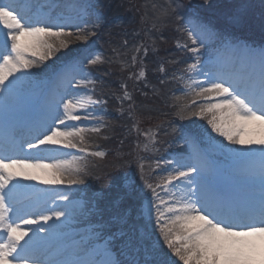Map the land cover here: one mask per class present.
Masks as SVG:
<instances>
[{
    "label": "rangeland",
    "instance_id": "374dc122",
    "mask_svg": "<svg viewBox=\"0 0 264 264\" xmlns=\"http://www.w3.org/2000/svg\"><path fill=\"white\" fill-rule=\"evenodd\" d=\"M90 1L91 0H84L83 4L86 6V4ZM2 3L4 2H0V105L4 107V109L0 110V113L2 112L3 115H7L8 113L14 111L16 108L15 105L19 100H22L21 94L23 93L19 92L15 86H9L6 81L16 80L13 75L15 64L25 56L23 52L24 48H27L29 54L32 53L37 56H45L46 58L64 55L66 53L65 46H69V44L76 45L79 38L82 39L83 35L78 30L79 26L74 25V23L82 24V21L84 20L85 24L86 17L83 18V16H80L77 20L64 21V19H71L70 17L74 15V13L77 14L76 11L67 5L64 6V9H58L54 12V19L49 18V15L36 16L29 15V13L21 19H14L12 18L13 15L10 14L7 9L2 8ZM252 4H255V2L251 3L249 6ZM47 16L48 18H46ZM28 17H30L29 20L23 24L20 23ZM41 17H44L46 22L36 26V21L38 24L41 23ZM57 17L61 18L57 19ZM11 20H15L17 23L15 25L6 23ZM239 24L243 25L245 23L241 22ZM60 29H68L71 31L69 35L56 36L59 34L57 32H59ZM18 31L21 33L19 34ZM7 45L11 46V48L7 49ZM5 47L8 51L2 52V48ZM260 47L262 48V46ZM236 50L237 52H242L243 47L239 44L236 46ZM90 54H93L90 55V58H94V53L90 52ZM246 55L248 56V52ZM250 58L252 60L251 67H264L263 48L262 50L257 49L254 51V55L251 54ZM94 63H100L99 58L95 59ZM212 66L214 65L209 63L204 66L198 65L197 68L200 72L205 74ZM99 67L100 65L93 66L95 72L98 75L105 73L104 70L103 72H99ZM11 76L12 78L10 79ZM202 77L204 78L203 84L208 86L210 90L211 87L216 86L213 80H206L207 77L204 75ZM55 85L52 86L48 92L44 91L38 93L40 96L44 94L48 96V109L46 111L40 107L43 102V98L41 99L39 96L38 98H35L36 102L30 105L35 108V111L20 117L21 119H25V121H27L25 124L34 131L33 135H41L44 131L47 132L48 129L50 131L52 128L54 129L52 132H48L40 136L36 143H33L32 150L24 154V158L17 163L8 164V169L6 170L7 172H4L3 170L2 174H0L1 181L12 180L13 186L16 189L18 188V185H26L28 178L23 173L27 170L29 171L27 172L28 174H41L43 177L42 182L57 183V181H64L68 172L71 173V176L74 178L83 179L81 174L73 172V170H76L77 168L78 159L63 162L55 166H52L51 164L67 158L70 154V151L59 148L55 144H70L68 142L69 140H72L75 137L79 138L80 136V133L78 132L80 129L77 130V132H74L76 126L78 125L77 118H74L73 112L65 111V108L79 111V109L88 105L89 100L84 92L76 90L77 87L72 86L71 83L57 89V86ZM219 91H221L223 96H221L222 98H218V104H215L212 107L217 115L216 120L218 123V129L227 133L232 140H235L236 138L239 144L243 143L245 139H249V142L247 143H251V152L255 151L254 158L259 157L260 159L253 165H249L247 158L238 162L229 163L227 169L229 176L231 177L233 173L241 174L243 176L242 179H246V183H248L247 189L250 191H257L263 186V184L256 183L258 181L256 180V175L252 173V169L260 162H264V151L260 153L261 150H264V114L260 112L262 106L261 104L263 102L260 98L264 97V92L262 91L259 93L255 97L254 104L251 105L252 100L248 98H236L232 92H227L228 90L224 87H222ZM251 92H253V90ZM80 96H82L81 100L79 99ZM92 115H95V113L92 112ZM2 117L9 116H1L0 118ZM35 121L39 122L37 127H35ZM40 121H45L48 125L43 126L40 124ZM58 133L60 135H56ZM239 136L242 137L241 140L238 138ZM39 155L42 159L40 161L42 166L41 164L34 166V159L36 160ZM195 161L196 160L194 158H188L187 164H183L181 169L174 170L182 172V175L179 177L181 181L180 185L182 194H184V197L187 198L185 199L184 204L185 209L181 215L172 219L171 224L174 225L173 228L175 235H182L187 231L192 230V233L187 236V239H195L192 248L198 252V259L204 261L212 260L215 255L216 258H220V261L228 259V264H264V225L258 227L257 229L229 231L217 225L207 224L202 215H200L197 211L196 205L193 203H195L196 199L200 198L203 193L208 191V184H206L203 177L200 178L199 175L194 174V169L196 170L197 168L192 165ZM188 166L191 167L185 168ZM200 170L205 171L204 169ZM225 171L226 170L222 169L219 174L223 175ZM8 174H10L9 178ZM210 174L212 175V173ZM69 180L76 181L77 179L70 178ZM46 192L50 191H44V193H42V198L44 200L51 198L52 201H50V203L56 202V200H54L50 195L49 197L48 195H44ZM3 199L4 196L0 193V203L3 202ZM242 202H244V200L240 198L238 203L241 204ZM161 204L163 205L165 212H163L160 217H163L164 215L168 216V210L171 205L169 202H161ZM245 207L246 203L241 204L235 209H243ZM43 210L39 211L35 218L31 217L30 221L23 224L25 227L11 229L13 234L9 235L10 239L8 247L16 244L25 245V243L37 241L39 238L43 237V235L53 236L54 231H51L53 228H47L46 225L47 219L53 218L52 213L55 211L48 207L47 210ZM154 211L155 205L145 204L144 215L146 219L149 220L153 218ZM1 220L2 218L0 217V221ZM51 247L53 248L54 257H57L60 260L58 263L65 264L66 261H69L68 259L70 256L67 250H62L60 248L61 246L57 244L52 245ZM108 258L109 257L105 255L104 259L109 261Z\"/></svg>",
    "mask_w": 264,
    "mask_h": 264
},
{
    "label": "trees",
    "instance_id": "16d2710c",
    "mask_svg": "<svg viewBox=\"0 0 264 264\" xmlns=\"http://www.w3.org/2000/svg\"><path fill=\"white\" fill-rule=\"evenodd\" d=\"M190 1V0H188ZM187 0H128L124 3L123 10L130 14L141 15L145 21H143L145 29L149 30L151 34H154L156 38H161L164 41L165 57L166 60L168 56H177L183 55L187 56V53L190 52L187 46L186 37L177 29V25L181 23L180 13L177 9L180 4H187L186 8L190 15L198 16L203 20V24L207 25L209 19H212L215 26V31L218 32V40L224 39L228 40H237L245 39L251 41L252 43H264V0H231L230 3L226 2L227 0L217 1V0H200L198 2L187 3ZM138 2H141L138 4ZM249 6L251 3H254ZM155 6H157V12L155 11ZM148 8L152 9L151 15L148 13ZM148 18V20H146ZM244 22L245 24H238ZM211 24V23H210ZM217 35V34H216ZM176 44L182 46V49L177 48ZM186 46V47H185ZM76 48V47H75ZM214 48V46H213ZM74 49V48H73ZM126 54L132 56V54L124 50L121 53V58L125 59ZM184 53V54H183ZM174 59L170 60V63L164 65V69H171L174 65ZM166 62V61H165ZM164 64V63H163ZM110 66L116 67L111 72L110 77L100 85L103 91H106L108 94V101L106 107L113 110V100H110L116 91L115 80L126 79L127 72L130 73L133 71V68H137L136 64L132 67L128 63L127 68L125 65H120L117 63H111ZM120 68V69H118ZM123 70V71H122ZM110 95V97H109ZM146 92L143 96L137 95V104L139 105L138 110L133 111L134 117L131 119L132 126L136 127L140 132H158L162 136V142L167 146V141L173 138V130L167 123H164V118L156 116L150 117V114L146 113V109H149L150 105H147L148 101H153L157 103V97H151ZM162 101V102H161ZM158 109L164 105H167L162 98L158 101ZM188 104V103H187ZM156 108L155 104H152ZM119 110V107H118ZM192 110V109H191ZM144 113V116L141 114ZM117 115L108 118L105 123L109 127H115L118 124V113ZM165 115H168L167 111L164 112ZM178 132L183 133V127H178ZM109 134V130L105 132ZM93 135L88 133L87 136ZM132 140H135L133 135L129 136ZM137 137V136H136ZM103 136L100 133L98 136L94 137V140L87 141L86 147L89 148H102L107 152V155L104 160L99 161V164H94L98 166L96 172L99 173V179L113 181L114 178L120 175V170H123L126 167L125 161H123L122 154L112 151L110 147L118 146V138L115 139L111 145H108L107 141L102 140ZM136 142H134V150L136 149ZM133 147V143L130 144V148ZM171 149L173 146H169ZM127 154V153H124ZM98 163V162H97ZM108 166L104 169L103 164ZM107 192L112 193L113 196H116L120 200H128L130 197L132 200H139L145 193L141 188L137 189H125L119 190L116 188H109ZM132 207H126V210L131 211L135 207L139 206V203H130ZM135 212V211H134Z\"/></svg>",
    "mask_w": 264,
    "mask_h": 264
}]
</instances>
